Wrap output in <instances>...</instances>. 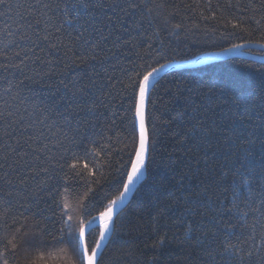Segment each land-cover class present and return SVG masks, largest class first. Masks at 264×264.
Segmentation results:
<instances>
[{
  "label": "trees",
  "instance_id": "trees-1",
  "mask_svg": "<svg viewBox=\"0 0 264 264\" xmlns=\"http://www.w3.org/2000/svg\"><path fill=\"white\" fill-rule=\"evenodd\" d=\"M45 2L54 3L55 0ZM146 2L151 3V0ZM227 2L228 0H156V3L164 5L163 9H158L162 16L156 17L155 23L149 25L148 20L151 17L146 15L142 27L132 33L140 46L142 56L135 55L137 50L130 48L123 49L122 54L117 55L101 53L102 62L92 61L91 66L87 68L73 65L69 59L74 53L87 50L82 41L77 42L79 38L76 30L71 31V37L67 33L50 35L51 42L56 43L58 48L51 49L44 44L46 50L40 55L41 59H49L53 63L49 65L36 61L32 64L30 61L26 72L28 75H34L36 72L52 70L54 74L51 77L45 76L44 81L53 86L25 80L24 84L20 85V96L15 97L16 89L12 94L6 93L5 89L10 83L19 84L24 77L14 74L15 70L8 73L0 71V112L4 113V116H0V136H3L5 129L11 132V128H8L10 120H20L23 117L20 125H13L16 132L12 136L0 139V148H3L0 156L8 151L5 140L15 146V139L21 135L23 125H32L36 133H42V139L52 149L51 154L58 156L53 145L63 139V132L68 130L64 117L59 113L69 115V111H66L67 99L71 97V92L60 84V80L69 85H72L73 80L83 84L88 82L90 76L99 74L96 78L101 82L110 77L113 78V83L115 79H124L127 82V77L121 76L122 71L132 69L143 72L145 68L159 67L157 61L164 64L186 62L203 54L226 51L234 44L264 46V10L259 7L260 0H231L234 6L225 7ZM9 3L13 7L7 12L0 8V54L8 48L11 55L10 46L18 39L19 33L16 30L19 25L23 23L27 27L40 17L38 10L29 15L32 10L28 5L35 3V0H9ZM249 5L253 7L250 8ZM21 14L26 16L27 20H24ZM107 14L111 15L112 10H108ZM177 24L180 25L179 28L175 27ZM235 24L240 27H233ZM8 31L13 35H6ZM28 31L31 33L32 29ZM157 32L159 35H155ZM117 34L130 38L128 32ZM85 35L87 37L88 34ZM57 36L60 37L59 40L56 39ZM148 43L152 44L151 49H148ZM69 44H74L71 51L60 46ZM253 53L264 55L263 52ZM65 62L68 67H64ZM137 65L144 67L138 68ZM135 71L129 74L135 75ZM237 86L242 87L243 95L249 101L255 102L254 115L258 121L261 107L259 97L264 89V62L234 58L195 69L174 70L158 81L151 92L146 111L149 134L153 139L158 138L159 146L154 153L155 162L150 164L149 172L128 206L116 218L113 236L101 253L102 264H215L210 257L202 253L200 246L194 242L189 243L184 238L187 232L186 222H191L187 210L189 204L186 201L195 199L191 193L201 179L209 184L208 195L214 197L216 203L220 200L228 203L231 200V170L242 150L239 144L228 141L231 125L224 119V114L234 109L232 97L240 95L236 91ZM109 90L113 92L112 96H108ZM90 92L94 95L101 94L97 88H91ZM102 92L108 97L107 106H101L97 113L81 112L78 116L71 115L73 129L77 120L81 122L80 139L84 143H87V139L96 140L98 145L102 146L97 148L101 155H89L76 161L66 149H60V152H65L64 167L62 170L58 169V175L48 182L49 188L59 189L60 194L55 197V201L49 198L47 191L41 193L42 199L38 203L29 200L39 177L28 180L27 191L18 183L15 172L9 174L16 183L15 187L0 180V214L4 215V219H0V250L5 244L2 237L10 235L14 228L23 225L32 233L23 249L15 255L9 253L10 264H25V261L35 264H71L72 259L76 264H80L82 250L77 245L75 231L71 234L63 233V246L69 248L67 254L60 253L58 249L61 246L56 243L64 219L61 207L57 205L65 196L70 205L75 204L77 193L82 196L84 191L82 181L73 175L75 170L70 167L72 163L78 164L80 168L87 163L93 171L99 169L104 173L100 181L103 190L100 191L98 199L92 201L83 213L85 223L89 220L92 224L96 222V217L105 211L108 203L116 199L122 191L120 164H127L128 153L133 151V122L136 121L131 92L120 91L119 85L111 89L107 84ZM62 97L65 99L54 103ZM91 98L93 97L89 96V99ZM49 104L53 106L52 110L43 113L38 108L34 110L36 105L47 107ZM25 108L28 109L27 112L24 111ZM9 111L12 113L11 117L7 116ZM201 116L206 124L215 121L218 125V131L211 137V142L206 141L203 146L199 145L195 136L185 139L180 135L197 122L193 117L198 119ZM40 120L44 123H40ZM135 134L138 136L136 123ZM76 151L82 154V147ZM257 151L259 152V149ZM205 152L208 153L207 156ZM13 158L10 156L5 163L10 164ZM197 161H200L199 165ZM5 171L6 169H0V174ZM225 172L229 175L221 179ZM224 188H229V191L224 192ZM9 192L12 193L11 196L8 195ZM9 202L11 207L5 213ZM29 203L31 207H21V204ZM211 203L213 202L209 201V204ZM211 215L213 213L208 206L202 205L196 219L199 221L203 217L207 220ZM248 223H251L250 219ZM235 231L237 235L246 238L250 229L245 226L241 232L240 226L237 225ZM100 232V228L89 231L87 243L90 247L98 240ZM161 236L165 237L166 242L157 246ZM262 238L264 229L258 226L255 241L250 240L244 248H250L252 243L259 246ZM233 242L238 241L234 239ZM41 256L43 260L40 259ZM253 264H257L255 257Z\"/></svg>",
  "mask_w": 264,
  "mask_h": 264
},
{
  "label": "snow or ice",
  "instance_id": "snow-or-ice-1",
  "mask_svg": "<svg viewBox=\"0 0 264 264\" xmlns=\"http://www.w3.org/2000/svg\"><path fill=\"white\" fill-rule=\"evenodd\" d=\"M19 6L17 5V7ZM224 6L232 7L234 5H232L231 0H228ZM12 7L13 5L9 3V0H0V8H3L5 12ZM249 7L253 6L249 5ZM259 7L264 10V0H260ZM28 8L32 10L29 15L38 10L40 18L29 23L27 27L23 23L20 24L16 30L19 33L18 39L13 41L10 46L12 54H9L8 48L0 54V71L8 73L15 70L14 74L24 77L19 84L13 85L10 83V86L5 89L8 94H12L13 90L16 89L15 97L20 96V85H23L25 80L33 83L44 82L46 86H53L44 81L45 76L51 77L54 74L52 70L44 73L36 72L34 75H28L26 72L30 61L32 64H35L36 61L49 65L53 63L49 59H41L40 55L46 50L44 44H47L51 49L58 48L56 43L51 42L50 35L67 33L71 37L72 30L78 32L79 39L77 42L82 41L83 45L87 46V50L74 53L69 59L73 65L82 68L90 67L92 61L102 62L101 53L122 54V50L125 48L136 49L135 55L142 56L140 46L136 43V37L132 36V33L142 27L146 15L151 17L148 20L149 25L155 23L156 17L162 16L158 9H163L164 5L156 3V0H151V3L146 2V0H55L54 3L35 0V3L28 5ZM108 10H112L111 15L107 14ZM153 13H155V16H153ZM21 16L24 20H27L26 16H23V14ZM42 20L43 27H41ZM164 22L167 23L166 18H164ZM175 27L179 28L180 25L177 24ZM225 27H227V24H225ZM233 27L238 28L240 25L235 24ZM22 29L23 31H21ZM28 29H32L31 33ZM244 31H247V29H244ZM119 32H128L130 38L118 35ZM86 33L88 34L87 37ZM97 34L99 35L97 36ZM6 35L11 36L13 33L8 31ZM155 35H159V33L157 32ZM56 39L59 40L60 37L57 36ZM106 41L109 43H105ZM60 46L71 51L74 44ZM147 47L151 49L152 44L148 43ZM243 47V44H234L232 48L226 51L231 53ZM30 53L31 55H29ZM65 55H67V52ZM201 59L209 58L204 57ZM157 63H159V67L145 68L143 72L132 69L122 71L121 76H126L127 82L124 79H115V83H113L111 77L101 82L100 79L96 78L99 74L90 76L88 82L83 84L73 80L72 85H69L64 80H60V84L71 92V97L67 99L68 109L66 111H69V115L59 113L60 116L64 117L68 130L63 132L64 138L53 145V148L57 149L58 156L51 154L52 149L42 139V133H36L32 125L21 127V135L16 137L15 146L5 140L8 151L0 156V169H6V171L0 174V180L15 187L16 183L9 176L11 172H15L18 183L27 191L28 180L39 177L32 189L29 200L38 203L42 199L41 193L47 191L49 198L55 201V197L60 194L59 189L49 188L48 182L58 175V169L62 170L64 167L65 152L59 150L66 149L68 153L72 154V159L76 161L89 155L93 157H100L101 155L97 148H102V146L98 145L96 140L87 139V143H84L80 139L81 122L77 120L76 127L73 129L71 115L76 114L78 116L81 112L97 113L101 106H107L109 103L108 97L104 96L102 92L105 84L109 85L111 89H115L119 85L120 91L131 92L134 117L138 118L139 121V134L138 136L135 134L136 121L134 120L133 151L128 153L127 164H120L122 169L120 179L122 191L119 192L116 199H112L108 203L105 211L96 217V219L103 222V230L100 232L98 240L94 241L91 247L87 243V237L90 234L89 229L92 226V221L89 220L85 223L83 213L87 211L92 201L98 199L100 191L103 190V184L100 183L104 177L103 171L99 169L93 171V168H89L87 163L83 165V168H80L76 163H72L70 167L75 170L73 175L79 181H82L84 191L82 196L77 193L75 204L70 205L65 196L57 205L61 207V215L64 218L59 229V238L56 241L61 246L58 251L64 254L69 252V248L63 246L65 245L63 233L71 234L75 231L77 233V245L83 249L80 253V264H102L101 250L104 242L108 240L109 234L115 230L114 216L117 206L124 204L136 186L149 172L150 164L155 162L154 153L159 146L158 138L153 139L149 134L146 124V106L150 102V89H154L155 84L158 83L156 77L162 71L172 67V65L160 63L159 61ZM64 67H68L67 62H65ZM137 67L144 66L137 65ZM105 71L107 70L105 69ZM132 71H135V75L129 74ZM91 88H97V91L101 94H92L90 92ZM236 91L240 95L232 97L234 109L230 113L224 114V119L229 121L231 125L228 141L232 144H239V148L242 150L237 155L234 167L231 170V200L228 203L223 200L216 203L214 197L208 195L209 184L206 180L201 179L199 185L191 193L195 199L186 201L189 204L187 210L191 222H186L187 232L184 238L189 243L194 242L200 246L202 253L210 257L215 264H246V262L247 264H253L254 257L257 258V264H264V238H262L259 246L252 243L250 248H244V245L250 240L255 241L258 226L264 229V89L261 90L259 97L261 107L259 108L258 121L254 115L255 102L249 101L243 95L242 87L237 86ZM112 95L113 92L109 90L108 96ZM89 96L93 98L89 99ZM63 99L65 98L62 97L54 103H59ZM37 108L43 113L52 110L53 106L51 104L47 107L34 106V110ZM24 111L27 112L28 109L25 108ZM0 116H4V113L0 112ZM7 116H12L11 111L7 113ZM193 118L197 122L181 132L180 135L185 139H191L195 136L200 146H203L206 141L210 143L211 137L218 131L216 122L206 124L203 116L198 119ZM22 120L23 117L20 120H10L8 128H11V132L5 129L0 139L12 136L16 132L13 125H20ZM39 122L44 123L43 120ZM30 128L32 129L31 132L29 131ZM153 132H155V128H153ZM81 147L82 154L76 151L77 148ZM257 149H259V152ZM0 152H3V148H0ZM207 155L208 153L205 152V156ZM10 156L14 158L10 164H6L5 162L8 161ZM257 156H259V162H257ZM196 163L199 165L200 161ZM93 167H95V163ZM192 175L194 176L195 173H192ZM228 175L227 172L223 173L221 179ZM93 185H97V187H93ZM66 191L67 189H65ZM223 191L227 192L229 188H224ZM8 195L11 196L12 193L9 192ZM209 201L213 203L209 204ZM202 205H207L213 215L209 216L207 220L202 217L197 221L196 217L200 214V206ZM10 207L11 202H9L8 208H5V213L8 212ZM21 207L29 208L31 203L21 204ZM0 219H4L3 214H0ZM249 219L251 223H248ZM15 222L14 217L13 224ZM237 225L240 226L241 232L245 226L250 229L246 238L237 235L235 231ZM31 234L30 230L22 225L14 228L10 235L2 237L5 244L4 248L0 250V264H10L9 253L15 255L23 249L28 244V237ZM234 239L238 242H233ZM165 242V237L161 236L158 238L157 246L163 245ZM40 259L43 260V256ZM25 264H35V262L25 261ZM71 264H76V262L73 260Z\"/></svg>",
  "mask_w": 264,
  "mask_h": 264
},
{
  "label": "water",
  "instance_id": "water-1",
  "mask_svg": "<svg viewBox=\"0 0 264 264\" xmlns=\"http://www.w3.org/2000/svg\"><path fill=\"white\" fill-rule=\"evenodd\" d=\"M254 51L257 52H263L264 53V46L263 45H255V44H249V45H244L243 48L236 49L233 52L229 53L227 51H222V52H216V53H207L203 54L193 60L186 61V62H174V63H169V65H172V67L168 68L167 70H164L160 73L158 77H156V81H159L165 74L174 71V70H180V69H195L199 67H204L213 63H218V62H224L230 59L234 58H245L257 62H264V55H258L253 53ZM204 57H208L209 59H201ZM157 84V83H156ZM155 84V86H156ZM153 89H150V92H152ZM146 111H147V106H146ZM136 126H137V131L139 134V121L138 118H136ZM143 181V180H142ZM141 181V182H142ZM141 182L136 186V188L133 190L132 194L129 195L128 199L124 202L123 205H118L116 210H115V216H114V222L116 218L124 211V209L128 206L130 203L132 196L135 194L138 186L141 184ZM95 228H100L101 231L103 230V222L101 220H97L94 222L89 229L91 231L92 229ZM114 231H112L109 234V238L107 241L104 242L103 248L101 250H104V247L106 244L109 242V240L112 238ZM83 251V249L81 248Z\"/></svg>",
  "mask_w": 264,
  "mask_h": 264
},
{
  "label": "rangeland",
  "instance_id": "rangeland-1",
  "mask_svg": "<svg viewBox=\"0 0 264 264\" xmlns=\"http://www.w3.org/2000/svg\"><path fill=\"white\" fill-rule=\"evenodd\" d=\"M80 249H81V247H80ZM73 260H74V259H72V261H73ZM72 261H71V262H72ZM74 261H75V260H74ZM75 262H76V261H75Z\"/></svg>",
  "mask_w": 264,
  "mask_h": 264
}]
</instances>
